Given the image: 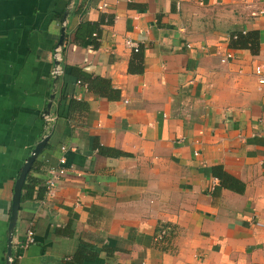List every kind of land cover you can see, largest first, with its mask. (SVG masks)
Masks as SVG:
<instances>
[{
	"label": "crops",
	"instance_id": "crops-1",
	"mask_svg": "<svg viewBox=\"0 0 264 264\" xmlns=\"http://www.w3.org/2000/svg\"><path fill=\"white\" fill-rule=\"evenodd\" d=\"M83 22L94 30L78 43ZM252 30L256 52L229 46L230 32ZM256 64L264 0H0V264L15 180L44 138L38 183L30 197L20 189L12 264H264ZM81 247L95 255L76 259Z\"/></svg>",
	"mask_w": 264,
	"mask_h": 264
},
{
	"label": "trees",
	"instance_id": "trees-1",
	"mask_svg": "<svg viewBox=\"0 0 264 264\" xmlns=\"http://www.w3.org/2000/svg\"><path fill=\"white\" fill-rule=\"evenodd\" d=\"M93 30L94 27L91 24L87 22L81 23L74 34V41L78 43H82L85 38L91 37V32ZM92 44L93 46H96V41L93 40ZM228 44L232 48H237V49L247 48L251 52H256L258 47V32L255 30L247 31L245 33H242L240 31L230 32ZM138 49L139 47L137 48L136 51H138ZM70 74L72 77H74L77 80L81 78L86 83L87 87L93 90H97L100 93H104L106 90V87L99 85L100 81H96V79L91 78L90 75L82 73L74 67L71 68ZM33 169H37L34 165V162H32L29 171L26 173L24 182L21 187V190L23 191L22 193L23 198L30 197L33 186L37 185L38 183V180L30 176L29 174V172ZM216 175L224 184H228V182H229L228 184L229 186H233L232 184H235L234 180L224 173H217ZM226 180L227 183L225 182ZM42 193H43V188L40 186L37 194L38 196H40ZM82 252H83V259L92 258L95 255V252L88 251L85 248L81 247L79 248L77 255H75V258L80 259L82 257L81 256Z\"/></svg>",
	"mask_w": 264,
	"mask_h": 264
},
{
	"label": "built area",
	"instance_id": "built-area-1",
	"mask_svg": "<svg viewBox=\"0 0 264 264\" xmlns=\"http://www.w3.org/2000/svg\"><path fill=\"white\" fill-rule=\"evenodd\" d=\"M104 3H100L97 5L98 9H101L102 7H104ZM133 51H136L138 48V45L133 43V42H127ZM61 46L60 44H57L53 50H52V58H53V66L50 70V75L51 77H55L56 75H58L61 72V65H60V60H61ZM231 55L229 53L224 54L220 60L221 61H225L228 58H230ZM253 74L256 77V81L257 84L259 86H262L264 84V67L262 64H256L253 67ZM45 119H48L49 116L47 114H43L42 116ZM62 148V146L60 147ZM64 158L60 157L58 158V166L57 167H51L48 168L45 174V178H44V186L46 188L47 191H49L55 184V181L59 178V176H62L64 174ZM163 234V230H160L158 237H160ZM33 242V233L31 230H27L26 231V237H25V241L24 244H29ZM9 262L11 263V259L10 257L8 258Z\"/></svg>",
	"mask_w": 264,
	"mask_h": 264
},
{
	"label": "water",
	"instance_id": "water-1",
	"mask_svg": "<svg viewBox=\"0 0 264 264\" xmlns=\"http://www.w3.org/2000/svg\"><path fill=\"white\" fill-rule=\"evenodd\" d=\"M62 37H63V29H61L60 31L59 40H58L59 44L61 43ZM45 141H46V138L40 140L35 145L30 155L26 158L25 162L23 163L20 169V172L15 180L13 191H12V196H11V201H10L9 216H8V221H7L6 258H5L4 264H11L8 258L10 257L11 238H12L16 216H17V210L19 206L20 189H21L22 183H23L25 174L27 170L29 169V166L32 160L38 154L40 149L43 147V144Z\"/></svg>",
	"mask_w": 264,
	"mask_h": 264
}]
</instances>
